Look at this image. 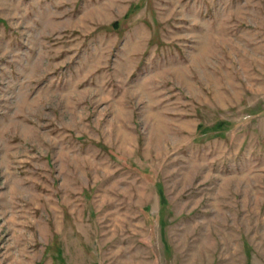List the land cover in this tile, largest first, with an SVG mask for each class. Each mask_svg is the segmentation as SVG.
<instances>
[{"label":"rangeland","instance_id":"rangeland-1","mask_svg":"<svg viewBox=\"0 0 264 264\" xmlns=\"http://www.w3.org/2000/svg\"><path fill=\"white\" fill-rule=\"evenodd\" d=\"M0 264H264V0H0Z\"/></svg>","mask_w":264,"mask_h":264}]
</instances>
